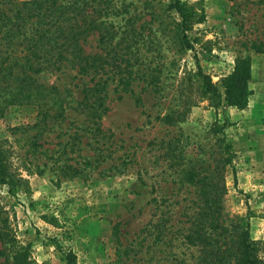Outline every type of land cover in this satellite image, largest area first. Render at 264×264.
<instances>
[{"label": "rangeland", "instance_id": "1", "mask_svg": "<svg viewBox=\"0 0 264 264\" xmlns=\"http://www.w3.org/2000/svg\"><path fill=\"white\" fill-rule=\"evenodd\" d=\"M56 1L92 18L82 50L107 110L83 113L90 76L68 66L26 72L39 92L28 80L20 89L21 35L11 45L0 33V264L24 248L31 264H66L67 252L73 264H208L210 247L236 264L245 228L264 264V53L250 47H264V0H178L196 15L188 48L175 0ZM244 56L250 94L238 110L220 80Z\"/></svg>", "mask_w": 264, "mask_h": 264}, {"label": "trees", "instance_id": "2", "mask_svg": "<svg viewBox=\"0 0 264 264\" xmlns=\"http://www.w3.org/2000/svg\"><path fill=\"white\" fill-rule=\"evenodd\" d=\"M2 1V3L9 5V8L0 9V33L3 32V36L11 42L17 35H21L18 44H22L26 51V54L21 58L22 63L17 65L19 76H16V80L20 89L23 88L24 82L28 80V85L31 83L32 89L39 92L35 80L32 79L31 75L27 76L26 72L36 75L47 68H55L54 70L64 66H68L70 69L75 68L77 74L90 76L87 83L80 84L79 106L87 117L100 118L107 110L99 95L104 84L93 83L92 79L96 66L94 55L84 53L82 50L85 37L95 29V26L91 25L92 18L86 19L83 14H80L78 7L69 2L57 4L56 0ZM169 8L173 9L179 16L178 32L182 45L186 48L190 47L186 31L193 21L196 22L195 13L178 0L170 3ZM79 14L81 19L78 20ZM83 24H85V27H82ZM104 29L106 36L115 33L108 28ZM11 45H13V42ZM250 47L257 53H264V47L259 44L252 43ZM5 60L7 58L2 59V61ZM198 76L204 92L212 100L219 99L216 86L211 83L209 77L200 70H198ZM249 79V58L246 56L235 58L232 70L220 80L224 105L238 110L246 107L248 95L250 94L247 86ZM42 113L46 115L48 110H44ZM7 177L0 152V183L8 185ZM161 226L163 227V224ZM159 230L157 237H160V235L162 237L161 229ZM222 230L224 231V229ZM188 237L209 246L216 239L213 234L199 235V233H196L195 236ZM237 249L236 264H259L246 228L239 235ZM227 251L223 248L218 260L215 258L217 251L210 247L208 250V264H227L224 260V257L229 255ZM27 256L26 248L16 252L13 264H31ZM73 260L74 255L67 252L65 263L73 264Z\"/></svg>", "mask_w": 264, "mask_h": 264}]
</instances>
